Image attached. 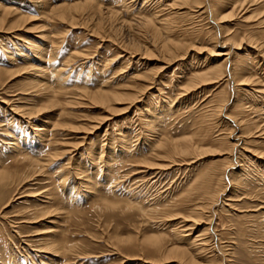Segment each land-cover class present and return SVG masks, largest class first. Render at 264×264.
<instances>
[{
	"label": "rangeland",
	"instance_id": "374dc122",
	"mask_svg": "<svg viewBox=\"0 0 264 264\" xmlns=\"http://www.w3.org/2000/svg\"><path fill=\"white\" fill-rule=\"evenodd\" d=\"M173 1L0 0V264H264V0Z\"/></svg>",
	"mask_w": 264,
	"mask_h": 264
},
{
	"label": "bare ground",
	"instance_id": "6f19581e",
	"mask_svg": "<svg viewBox=\"0 0 264 264\" xmlns=\"http://www.w3.org/2000/svg\"><path fill=\"white\" fill-rule=\"evenodd\" d=\"M33 1H37L38 3H41V4H39V6H42L43 8H44V6H43V4H42V2H43V0H33ZM178 1V0H177ZM177 1H173L174 2V4H172V6H173V9L174 8H178L179 6L177 5ZM189 1V0H188ZM190 1H192L193 3H194V5L199 9L200 7H202L203 5L202 4H204L205 3V1L206 0H190ZM194 5H193V7H194ZM170 7H171V5H170ZM181 7V6H180ZM180 7H179V9H180ZM40 8V7H39ZM182 8V7H181ZM203 8V7H202ZM179 9H177V10H179ZM207 9V8H206ZM210 10V9H209ZM51 11H53V12H56L57 13V15H58V17H60V18H63V19H66V12H64V11H61V10H59V9H55V8H52L51 9ZM15 11L12 9V8H9V7H7V8H4V13H14ZM176 14H181V13H178V11H176L175 12ZM210 14V13H209ZM68 15V14H67ZM70 16V15H69ZM5 17V16H4ZM71 17H74L73 15H71L70 17H69V19L71 18ZM111 17H113V16H111ZM69 19H67V20H69ZM71 20H74V18H71L70 19V21ZM216 22V21H215ZM218 23H219V21L218 22H216V24H217V26H219L218 25ZM1 28H3V24L1 23L0 24V30H1ZM3 29H5V27L3 28ZM219 29H221V28H219ZM215 40V39H214ZM226 41V40H225ZM215 44H213V45H215L214 47H217V43H218V41H217V38H216V40H215V42H214ZM168 44H169V42L166 44L167 46H168ZM222 44V43H221ZM227 44V43H226ZM175 45V44H174ZM173 45V46H174ZM176 45H177V43H176ZM175 45V46H176ZM259 45V44H258ZM164 46V45H163ZM219 46V45H218ZM171 47V46H170ZM177 47V46H176ZM182 47V46H181ZM168 48V47H167ZM174 48V47H173ZM219 48H221L220 46H219ZM256 48V47H255ZM254 48V49H255ZM259 48H261V46L259 47ZM171 49V48H170ZM229 49V48H228ZM167 50V49H166ZM172 50V49H171ZM213 50H215V52H217L216 53V56H218V57H220V58H222L223 60H221L220 61V63H218V65L216 66V69H223V73H225V72H227L226 71V67H227V64L230 62L229 61V57H228V55H227V53H225V52H222L221 50H219V49H215V48H213ZM170 51V50H169ZM236 54V53H235ZM223 56H225V58H223ZM264 68V67H263ZM210 71V70H209ZM208 71V72H209ZM211 71H212V69H211ZM210 71V72H211ZM197 75L196 76H198V77H200V76H202L201 74L200 75H198L199 73H196ZM203 74V73H202ZM207 74V73H206ZM161 75V74H160ZM204 75V74H203ZM226 77L229 75V77L230 78H232L233 79V81H239V82H241L240 84H245V83H247V79L246 78H244L242 75L241 76H237L236 75V73L233 71V68H232V65H231V62L229 63V74H224ZM196 76H194L195 78H196ZM148 77H150L149 78V80L150 79H152V75L151 76H148ZM216 77V76H215ZM220 77H221V75H220ZM154 78V77H153ZM210 79V78H209ZM152 80H154V79H152ZM229 81H231V80H229ZM146 83V82H145ZM223 83V82H222ZM232 86V85H231ZM36 89H40L41 88V85H39V84H37V85H35L34 86ZM45 87V86H44ZM232 89V88H231ZM100 92V91H99ZM98 92V94H96L95 96L96 97H98V98H101V100H102V102L103 103H106L107 101H109L110 100V98H113V99H122L121 97L122 96H127V95H129V94H120V95H116L115 93H113V92H101V93H99ZM234 93V92H233ZM234 95H236V94H234ZM93 96H94V94H93ZM126 99V98H125ZM124 99V100H125ZM51 104V105H50ZM50 104H48V106L46 105V106H44L45 108H50V107H52L53 106V104L52 103H50ZM50 105V106H49ZM41 110H43L42 108H40V109H37L36 111L37 112H40ZM35 111V112H36ZM243 122H245V121H243ZM243 122L242 121H240L239 123H237L238 125H239V127H240V130H243V132H242V134L244 133V135H243V138L244 139H248V138H250L251 136H252V131H250L249 130V125L247 126V127H245L244 129H243V127H242V125H243ZM247 123H248V121H247ZM246 124V123H245ZM152 126V125H151ZM237 128V127H236ZM256 128V127H255ZM259 128H260V126H259ZM37 132H38V130H37ZM94 132V131H93ZM259 132H260V130H259ZM43 135V134H42ZM231 136V135H230ZM260 136V135H259ZM240 137V136H239ZM160 140V139H159ZM241 142V141H240ZM156 145V147L157 148H162L164 145H163V143H161V142H158L157 144H155ZM186 147V146H185ZM180 149L179 150H182V151H186L187 150V148H184V146H180L179 147ZM184 148V149H183ZM243 148V147H242ZM228 151V150H227ZM224 152V151H223ZM223 152H220L219 154H226V153H223ZM230 152V151H229ZM228 152V153H229ZM259 155H260V157H264V152H260V153H258ZM230 156V155H229ZM32 162H34V161H32ZM152 164H154V163H150V162H148V161H146V160H142V161H140V163H139V165L138 166H140V167H143V168H146V169H150L151 167H152ZM155 165V164H154ZM37 167V166H36ZM37 170V169H36ZM243 170V169H242ZM142 171V170H141ZM225 171L226 170H223V172H224V175H225ZM245 172V171H244ZM1 174V173H0ZM239 174V173H238ZM219 194V193H218ZM215 197V198H214ZM213 197V199H210L209 198V201L207 202V205L208 204H210V206H211V204L213 203V201H215V199H216V197H217V195L216 196H214ZM45 198H47V197H45ZM42 202H44V201H42ZM207 205H203V204H199V205H196V207H194V209L192 210V211H194V214H195V216H193L192 218L193 219H196V218H198V219H200V218H203V217H201V215H203V213H204V210H208L209 208L208 207H206ZM211 208V207H210ZM45 214V213H44ZM189 218H191V216H189ZM185 220V219H184ZM186 220H188V219H186ZM203 220V219H202ZM198 221V220H197ZM194 222H196V221H194ZM200 222V221H199ZM197 223V222H196ZM195 223V224H196ZM191 230V229H190ZM185 231V230H184ZM183 230L181 231V234L182 235H178V237H179V239H186V241H187V244H188V246H189V251H187V250H179L178 248H176V247H169V248H164L163 247V249H162V256H163V258L161 259V261L162 262H171V261H176V262H179L180 264H194L195 263V261H196V259L197 258H195L194 257V255H192L191 253L195 250L196 251V255H199V256H201L202 254L203 255H205V254H207V253H205L206 251H207V239L205 238V236H204V234L205 233H199V235L198 236H194V237H189V236H187V235H184V232ZM185 232H187V231H185ZM190 232V231H189ZM198 234V233H197ZM199 236H204V238H200ZM177 238V237H176ZM150 242H153V243H155V245H156V243H158V239H152V238H150V239H148ZM161 249V248H160ZM191 249H193V251L191 250ZM191 250V251H190ZM159 253V252H158ZM205 253V254H204ZM194 254V253H193ZM206 256V255H205ZM205 256H203V257H205ZM208 257V256H207ZM222 258V257H221ZM208 259V258H207ZM158 263V262H157ZM154 264V263H153ZM159 264V263H158ZM207 264V263H206Z\"/></svg>",
	"mask_w": 264,
	"mask_h": 264
}]
</instances>
